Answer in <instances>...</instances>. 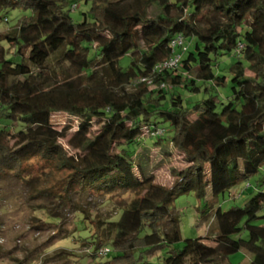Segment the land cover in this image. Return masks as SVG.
<instances>
[{
    "label": "trees",
    "instance_id": "obj_1",
    "mask_svg": "<svg viewBox=\"0 0 264 264\" xmlns=\"http://www.w3.org/2000/svg\"><path fill=\"white\" fill-rule=\"evenodd\" d=\"M81 2L89 9L78 22L72 12ZM13 10L24 15L0 33V181L31 183L26 164L36 157L68 171L57 196L39 193L58 199L52 221L67 206L78 218L74 230L59 227L38 247L36 259L239 264L229 257L243 252L247 264H264V190L216 210L214 245L187 239L182 251L151 260L182 240L178 196L210 202L264 170V0H0V20L9 23ZM177 37L182 44L173 47ZM224 56L236 58L228 75L214 70ZM60 113L71 120L62 129L53 120ZM66 138L78 154H66ZM153 150L159 166L176 153L188 164L172 167L170 188L155 182ZM131 191L142 195L117 215L92 219L83 206L90 195ZM70 237L87 251L47 248Z\"/></svg>",
    "mask_w": 264,
    "mask_h": 264
},
{
    "label": "rangeland",
    "instance_id": "obj_2",
    "mask_svg": "<svg viewBox=\"0 0 264 264\" xmlns=\"http://www.w3.org/2000/svg\"><path fill=\"white\" fill-rule=\"evenodd\" d=\"M89 6L81 2L78 8L72 12V17L75 21L80 22L83 13L87 12ZM9 23H6L4 19L0 20V33H4L7 29L14 27L17 19L23 16L22 11H9L5 14ZM27 15V14H25ZM131 58L129 56L124 57L120 61V66L127 68ZM236 62V58L231 56H224L219 59L215 72L220 75H228L229 67ZM249 75L251 73L248 72ZM230 84H228L229 86ZM222 89V95L220 101H226V97L230 95L229 87ZM54 123L57 124L58 129H62L67 126L71 120L66 114H58L53 118ZM75 123V122H74ZM76 125V124H74ZM167 126V124H163ZM19 128V127H18ZM61 144L64 151L68 156L78 154L77 150H74L68 145V138L62 139ZM135 146H131V150ZM161 155L158 150L152 151L151 167L154 170L155 182L165 188H170L174 185L176 178L172 176V167L176 170H182L187 167V163L183 159L182 155L176 153L171 163H164L163 166H159ZM27 174L30 175L31 183H24L18 180L6 179L0 181V247L3 251L10 254L0 256V264H18L22 260L30 258V264H75L74 261L65 262L60 259H53L48 263L41 261L43 259H36V249H43V244L49 243L54 232L61 227L64 231L74 230V225L78 220L77 215L73 212V208L67 206L62 211L63 220L52 221L49 217L53 214L56 205L58 204V191H60L59 182L61 179L66 178L68 171L61 172L57 168L47 164L45 161L36 157L27 162L26 164ZM264 170L257 176L251 178L249 183H243L233 188L230 194L227 192L224 196L214 198L211 195L210 202H208L209 196L205 200H199L194 192L182 194L178 196L175 202V209L177 215L180 218V229L182 234V240L176 243L174 246L163 247L156 253L155 257H166L171 253H177L183 250L185 241L187 239H196L199 237H205V243L208 245H214V237L217 233L215 225V212L221 207L222 210H229L232 206H243L254 194L258 191L264 190ZM251 186L250 189H245ZM58 187L60 190H58ZM48 191L54 193V197H44L46 195L39 193L40 191ZM142 195V191L131 192H116L113 194H106L103 196H91L84 200L87 205L83 206L89 211L90 218L93 219L97 214L104 213L117 215L120 208L126 207L132 204L138 197ZM232 195L235 197L233 198ZM78 199H75L77 203ZM63 202V201H62ZM67 202V201H65ZM64 203V202H63ZM62 203V204H63ZM79 203V202H78ZM208 203V204H207ZM206 204L208 205L206 209ZM207 211V214L203 215V211ZM56 213V212H55ZM264 214V210L262 211ZM55 216V214H54ZM56 222V223H54ZM80 232L83 234L82 223L76 224ZM80 246L74 244L72 237L64 240H60L49 247L55 245L56 247H64L68 249H74L76 253H83L87 251V247L80 242ZM54 246V247H55ZM57 251V250H56ZM34 252V253H33ZM53 252V253H52ZM47 255L53 256L54 250ZM52 253V254H51ZM231 262L239 264H247L248 257L245 253L239 252L229 257ZM32 259V260H31ZM84 260V259H83ZM87 262V261H83Z\"/></svg>",
    "mask_w": 264,
    "mask_h": 264
},
{
    "label": "built area",
    "instance_id": "obj_3",
    "mask_svg": "<svg viewBox=\"0 0 264 264\" xmlns=\"http://www.w3.org/2000/svg\"><path fill=\"white\" fill-rule=\"evenodd\" d=\"M181 44H182V38H181V37H177L176 39H174V40L172 41V46H173V47H175V46H177V45H181ZM179 59H180L179 57L173 59L169 64H166L165 67H166V66H173V65H176V64L179 62Z\"/></svg>",
    "mask_w": 264,
    "mask_h": 264
}]
</instances>
